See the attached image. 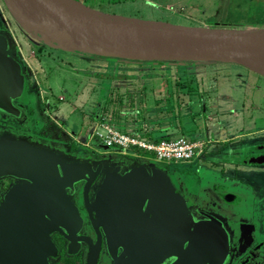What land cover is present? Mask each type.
I'll use <instances>...</instances> for the list:
<instances>
[{
    "label": "water",
    "instance_id": "obj_1",
    "mask_svg": "<svg viewBox=\"0 0 264 264\" xmlns=\"http://www.w3.org/2000/svg\"><path fill=\"white\" fill-rule=\"evenodd\" d=\"M3 3L21 28L62 49L126 62L230 63L264 77V27H187L108 14L80 0ZM12 46L11 37L0 32V111L22 119L25 112L16 102L25 99L28 80ZM246 163L264 165V153ZM123 164L95 168L90 160L71 158L27 137L0 134V179L21 181L0 204V264H50L57 254L50 237L54 232L70 241V253L80 241L91 244L78 236L84 219L68 193L80 182H85L84 206L97 245L103 231L114 257L121 247V257L133 264H158L166 257L178 264L223 262L229 247L224 221L201 210L205 217L195 218L196 206H189L165 169L138 164L122 173ZM98 178L91 200L90 188Z\"/></svg>",
    "mask_w": 264,
    "mask_h": 264
},
{
    "label": "rangeland",
    "instance_id": "obj_2",
    "mask_svg": "<svg viewBox=\"0 0 264 264\" xmlns=\"http://www.w3.org/2000/svg\"><path fill=\"white\" fill-rule=\"evenodd\" d=\"M83 3L108 14L187 27H264L250 26L243 22L221 24L213 20L220 12L221 0H84ZM17 24L3 0H0V32L11 37V53L21 61L28 80L27 94L22 104L27 115L25 121L20 124L19 130L12 122L0 123L1 130L13 128L24 134L28 132L30 117L36 123L50 121L52 129L47 133L53 137L56 131L59 133L58 138L39 139L36 140L38 144L62 152L80 150L81 153H96L95 160L103 158L113 163L127 161L132 164L139 163L144 157L154 159L155 155L143 150L106 148L97 135L103 126L126 135L143 137L146 134L144 131L150 132L147 127L151 124L164 126L165 121H159L158 118L168 115L171 122L168 130L175 138L191 137L200 132L206 137L214 135L213 140L219 136L231 138L230 135H243L244 139L236 145L220 147L216 144V149L211 151L208 149L210 144L205 146L206 155L202 161L197 156L189 163H162L170 172H181L182 167L190 168L188 184L193 189L199 184L207 187L219 183L231 187V190H239L244 196L248 195V199L255 197V208L260 218H264V165L246 163L249 157L261 152L259 149L248 148L247 141L250 139L251 145L264 144V132H260L264 128V77L230 63H172L149 67L140 62L95 57L58 48ZM215 84L219 86V95L223 93L235 99L242 98V102L247 100L249 110L246 119L242 116L237 124L229 120L217 127H205L201 121L206 116L197 114V98L204 104L203 96L207 97L208 91L217 90ZM200 89L203 92L206 89V92L203 95L197 94ZM215 101L219 103V100ZM240 110L242 114L243 109ZM38 111L41 112V118L35 117ZM229 112H233L229 118L239 119L234 109ZM230 121L235 125L233 131L228 127ZM61 133L69 139H64ZM250 134L249 138L246 137ZM210 159H218L226 165L210 163ZM206 187L202 186V189ZM253 210L248 208L249 212ZM255 220H258L257 216Z\"/></svg>",
    "mask_w": 264,
    "mask_h": 264
},
{
    "label": "flooded vegetation",
    "instance_id": "obj_3",
    "mask_svg": "<svg viewBox=\"0 0 264 264\" xmlns=\"http://www.w3.org/2000/svg\"><path fill=\"white\" fill-rule=\"evenodd\" d=\"M18 25V24H17ZM20 27V26H19ZM57 46V45H56ZM60 48L59 46H57ZM13 52V50H12ZM21 62V61H20ZM27 94V93H26ZM26 97V95H25ZM22 102H16V104L25 112V116L22 119H15L13 117L7 116L0 111V123L12 122L14 126H17L18 130L20 129V124L25 121L26 110L23 108ZM39 112V113H38ZM35 112V117L38 116L41 118V112ZM49 122L36 123L33 117L28 119V132L20 134L19 131L13 128H5L4 130L0 129V134L2 133H12L18 137H27L31 141L36 142L39 139H57L58 132H55L53 137H50L47 133L48 130H51L52 127L49 126ZM24 130V129H23ZM72 133V131H70ZM37 133V134H35ZM64 139H69L65 137L63 133L60 134ZM61 145V144H59ZM56 145V146H59ZM254 150H261L260 154L264 153V144L254 145L252 148ZM59 151V150H57ZM96 151V150H95ZM62 152V151H60ZM80 150H67L62 153L66 154L71 158H78L82 160H90L94 163L96 168L99 163H106V165H113V161L109 162L103 158L95 160L96 153H79ZM99 153V152H98ZM104 153V152H103ZM253 153V152H252ZM259 154V155H260ZM147 158V159H145ZM115 163V162H114ZM117 163V162H116ZM124 163L121 169V172L124 173L128 167L133 165L142 164L148 168L155 163L160 168L165 169L171 176L175 186L188 198L189 206H196V209L193 210V215L197 219L204 218L203 214H209L221 221H224L226 224V229L229 235V247L226 252V257L223 262L219 264H264V218H260L258 212H253L252 215H241L239 208L242 205L243 198L238 196L237 192L224 191L226 186H215L212 190L206 188L203 190L202 186H197L191 188V186H185L180 179L181 177L191 173L190 168L182 167L183 171L170 172L161 161L150 159L144 157L139 163L132 164L127 161L118 162V164ZM21 182L18 179L13 177H6L0 179V204L4 200V196L7 191L15 184ZM100 184V178H98L90 188V199L92 200L93 193ZM256 187V185H254ZM76 190H68L69 194L72 196L73 200L77 204L80 214L84 219V226L82 230L78 233V236L86 237L91 244L88 242H79L78 249L74 253H70V241L61 232H54L51 234V240L57 247V254L55 257L49 259L50 264H133L132 261H128V258L121 257L123 253V248L117 249L116 256L114 257L108 249L106 237L102 231V241L100 248L98 247V234L96 230L91 226L89 217L86 213L84 206V188L85 182H80L75 185ZM201 210L203 214L201 215L198 211ZM258 217V220H255V217ZM260 226V227H257ZM67 231V230H65ZM95 248H99L98 256L94 260L93 254L97 251H94ZM92 250V252H91ZM176 258L166 257L162 263L158 264H178L176 263ZM214 264V263H213ZM217 264V263H215Z\"/></svg>",
    "mask_w": 264,
    "mask_h": 264
},
{
    "label": "crops",
    "instance_id": "obj_4",
    "mask_svg": "<svg viewBox=\"0 0 264 264\" xmlns=\"http://www.w3.org/2000/svg\"><path fill=\"white\" fill-rule=\"evenodd\" d=\"M80 1L84 2V0H80ZM219 11H220L219 14L216 17H213V20L220 22L221 24L222 23H224V24L225 23L240 24L243 22V23L248 24L250 26H254V25L264 26V0H221V5H220ZM215 86H216V84H215ZM218 88H219V86L217 85L216 86L217 90L213 89L212 91H208L207 97L203 96L204 104H202V101H200L199 97L197 98V101H199V103H198L199 112L197 114L199 116L201 114L206 116L205 120L201 121L205 125V127L206 128L209 126L210 127H212V126L217 127L219 125H222L223 122L225 123L226 121H229V120H233V121H235V124H237L238 122L241 121L240 117H242V116H244L242 118L246 119V116L248 115L247 111L249 110V105L246 104L247 100L242 102V98L235 99V98L230 97V96L222 95L223 93L221 95H219L218 94ZM205 92H206V89L204 92L202 89H200V90H198L197 94L203 95ZM186 94L184 93V95H186ZM197 94H196V96H197ZM215 100H219V103H217L218 101H215ZM238 104H239V106H238ZM236 105H237V108L235 109ZM194 106H196V103L194 104ZM230 109L235 110V116H239V119H234L231 117L229 118V116H231L233 113V112H229ZM240 109H243L242 114L240 112L241 111ZM219 114H221V115H219ZM161 115H162V113H161ZM158 120L159 121L164 120L165 125L161 126L159 124L158 125L151 124L150 127H147V128H150L149 129L150 132L147 130L144 131V132H146V134L143 137H145V138H147L153 142L178 139L179 137L180 138H186V139H189L191 141L197 142L201 146V150L198 154L199 161H202V159H205V155H206L205 148L209 144L210 145H209L208 149L211 151V149L212 150L216 149V148H214V145H216V144H218L220 147L223 145H226V144L229 146V145H234L235 143H237L241 139H244L243 135L234 134V135H230V136H232L231 138H221L219 136V138H216L215 140H213L212 137L214 138V135H212L211 137H206L205 135H202L201 132L198 134H193V136H191V137L177 136L178 138H175V137L171 136L170 130H168V125L171 123L168 119V115H167V117L161 116L158 118ZM257 120H258V118L256 119V121ZM228 127L230 128L231 131H233L232 129L235 128V125L233 124V122H231L230 124H228ZM148 132H149V134H148ZM260 132H264V128H261ZM250 136H251V134L246 135V137H248V138ZM209 138H211L212 141L206 142V140ZM249 140L247 141L248 148H252L254 145H251L252 142L250 143ZM209 162L226 165L223 161H219L218 159L214 160V161H212V159H210ZM187 163H189V162H187ZM261 166H263V165H261ZM204 167H205V165H204ZM203 170L208 171V169H205V168H203ZM180 179L182 180V182L184 184H186L185 186L189 185L188 183H189L190 178L188 175L184 176V174H183V177H181ZM210 182L212 184L211 180H210ZM224 185L225 184L222 185L219 183H213L211 186L207 185V188L212 190L215 186H217V187L222 186L223 187ZM199 186H202V184L201 185L199 184ZM204 186H206V185H204ZM226 187L227 188L224 191L237 192L236 194L244 199L243 202L241 203L242 205L239 208L240 209L239 212L242 213L241 215L244 214V215L248 216L250 214L252 215L253 212H258V210L255 208L256 207L255 205L257 204L254 201L255 197L248 199V195L244 196L242 193H240L239 190H236V189L231 190L230 189L231 187H229V186H226ZM258 204H260V202H258ZM263 206H264V201H263ZM248 208H253L254 210L252 212H249Z\"/></svg>",
    "mask_w": 264,
    "mask_h": 264
},
{
    "label": "built area",
    "instance_id": "obj_5",
    "mask_svg": "<svg viewBox=\"0 0 264 264\" xmlns=\"http://www.w3.org/2000/svg\"><path fill=\"white\" fill-rule=\"evenodd\" d=\"M97 135L108 149L143 150L153 153L155 159L161 162H191L201 150L200 144L186 138L153 142L142 136L123 134L108 126H103Z\"/></svg>",
    "mask_w": 264,
    "mask_h": 264
},
{
    "label": "trees",
    "instance_id": "obj_6",
    "mask_svg": "<svg viewBox=\"0 0 264 264\" xmlns=\"http://www.w3.org/2000/svg\"><path fill=\"white\" fill-rule=\"evenodd\" d=\"M143 66H149V67H153V66H158V65H170L171 63H166V62H158V63H140Z\"/></svg>",
    "mask_w": 264,
    "mask_h": 264
}]
</instances>
